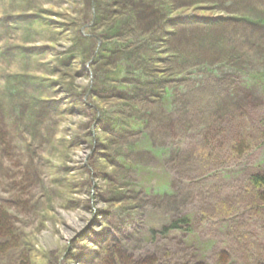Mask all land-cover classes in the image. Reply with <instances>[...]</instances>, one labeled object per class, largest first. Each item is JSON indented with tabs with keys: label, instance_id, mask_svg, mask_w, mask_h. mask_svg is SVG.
Listing matches in <instances>:
<instances>
[{
	"label": "rangeland",
	"instance_id": "rangeland-1",
	"mask_svg": "<svg viewBox=\"0 0 264 264\" xmlns=\"http://www.w3.org/2000/svg\"><path fill=\"white\" fill-rule=\"evenodd\" d=\"M263 78L264 0H0V264H264Z\"/></svg>",
	"mask_w": 264,
	"mask_h": 264
},
{
	"label": "trees",
	"instance_id": "trees-1",
	"mask_svg": "<svg viewBox=\"0 0 264 264\" xmlns=\"http://www.w3.org/2000/svg\"><path fill=\"white\" fill-rule=\"evenodd\" d=\"M262 74V73H261ZM264 79V78H263ZM170 103V102H169ZM234 126L238 129L239 125L234 124ZM216 127V126H215ZM4 129L0 130V135L3 136V133H5ZM239 131L237 130V135H239ZM213 136V135H211ZM242 150H240V148L238 149H233L231 151L232 156H234V159H239L241 158V152ZM262 167H264V163L261 165V167L259 168V170H257L256 172H254V174H252L251 178H250V182L252 185H254V187L256 189H258V192H254V196L259 197L258 194H260V189H262L264 191V170H262ZM168 222V224L164 225L162 228H160L159 231L155 230L153 233H151L152 237L151 239H153L156 235L159 236V234H168L171 230H184L189 232L193 227H192V218L189 214H185L183 216H177L176 218H169L168 220H166ZM157 232L159 234H157ZM156 234V235H155ZM141 239V238H140ZM201 251V247L197 248V250L194 248V250L190 253V259H186L184 262H168L167 260H161L160 257L157 256H153L152 258H142V257H138L137 261L133 260H127L125 262H121L119 259H117V263L116 264H207V262L204 261L205 259V255L204 253L200 252ZM159 260H158V259ZM227 264H231L230 261H228Z\"/></svg>",
	"mask_w": 264,
	"mask_h": 264
}]
</instances>
